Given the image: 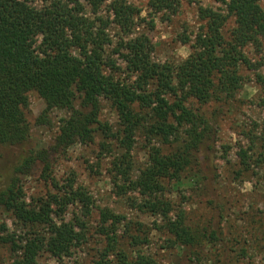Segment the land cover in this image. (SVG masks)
I'll use <instances>...</instances> for the list:
<instances>
[{"label": "trees", "instance_id": "trees-1", "mask_svg": "<svg viewBox=\"0 0 264 264\" xmlns=\"http://www.w3.org/2000/svg\"><path fill=\"white\" fill-rule=\"evenodd\" d=\"M183 1L196 2L148 0L147 5L152 14L174 15ZM212 1L224 4V12L198 6V19L204 25L195 35L189 56L173 65L151 59L153 47L144 34L120 38L110 50L112 39L106 33L110 25L121 33L137 26L140 11L126 0L109 4L108 0H39V7L35 0H0V146L19 147L29 139L23 107L31 91L45 102V112L57 108L68 114L53 144L22 155L0 192V209L28 229L30 236L20 245L12 240V256L0 264H35L41 247L60 258L73 241L83 239L67 224L54 222L49 203L25 205L18 185L37 164L42 165L41 177L48 178L53 155L93 142L96 131L116 140L120 154L111 161V171L127 190L145 198L138 205L140 210L159 217L163 229L184 248L194 250L211 238L217 240L212 226L208 235L192 231L186 226L184 210L163 198L166 181L180 183L189 176L206 179L200 157L206 143L213 141L214 130L203 108L234 99L246 82L241 69L255 72V83L264 92V73L245 54L248 46L256 48L264 39L263 0ZM229 20L233 26L225 31ZM111 55L121 60L124 69ZM101 100L108 101L116 113L120 125L116 134L99 122ZM138 135L159 146L150 149L145 167L133 176L131 152ZM258 142L264 154V129L251 138L253 146ZM67 193L65 200L52 199L63 207L79 203L88 216L92 204L85 191L73 190L70 183ZM102 216L113 225L120 219L109 213ZM102 231L106 244L93 264H159L139 253L130 257L116 248L107 229ZM132 241L136 245L135 237Z\"/></svg>", "mask_w": 264, "mask_h": 264}, {"label": "rangeland", "instance_id": "rangeland-1", "mask_svg": "<svg viewBox=\"0 0 264 264\" xmlns=\"http://www.w3.org/2000/svg\"><path fill=\"white\" fill-rule=\"evenodd\" d=\"M126 2L140 11L137 26L121 33L110 25L106 31L112 39L110 50L120 38L144 34L153 47L151 59L173 65L189 56L195 35L204 25L198 19V6L213 12L225 10L224 4L196 0L195 3L183 1L174 15H155L148 8V0ZM34 5L39 7V0ZM81 7L89 13L84 3ZM261 7L264 9V0ZM102 15L106 16V9ZM232 26L229 20L225 31ZM245 54L258 63V72L264 73V39L259 40L256 48L248 46ZM111 58L124 69L121 60L114 55ZM240 73L246 82L231 102L203 108L214 130L213 141L206 143L200 157L206 179L189 176L180 183L164 182L167 192L163 198L175 209L184 210L186 226L202 235H208L212 226L219 234L217 240L210 237L211 240L194 250L184 248L163 229L159 217L140 210L138 205L145 198L127 190V185L111 171V161L120 154L116 140L105 139L96 131L93 142L75 144L66 153L53 155L48 178L41 177L42 165L37 164L29 176L20 179L18 194L25 205L30 207L38 201L49 203L54 222L67 224L83 237L79 243L73 241L60 258L51 257L41 247L35 264H93L106 244L103 228L108 230L117 249L130 257L138 253L150 256L159 264H264V160L259 142L255 146L251 143L252 136L258 137L264 129V92L255 83V72L241 69ZM45 109V102L36 92H29L23 111L30 137L19 147L0 146V192L10 181L21 156L29 150L49 148L61 120L68 117L64 110L51 108L45 112ZM99 122L108 124L113 134L120 129L108 101L100 102ZM158 146L157 142H145L141 135L136 137L131 152L133 176L145 167L150 149ZM70 183L73 190L81 187L89 196L92 205L88 216L83 215L79 203L63 207L53 201L65 200ZM107 213L120 218L118 224L113 225L102 216ZM28 235V229H23L10 213L0 209V261L8 262L13 245L22 244ZM132 237L136 238V245ZM195 253L199 255L194 256Z\"/></svg>", "mask_w": 264, "mask_h": 264}]
</instances>
